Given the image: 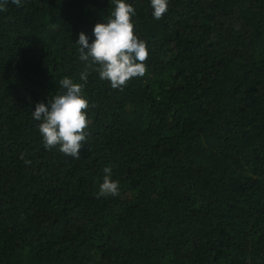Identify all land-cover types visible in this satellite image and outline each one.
<instances>
[{
	"label": "trees",
	"instance_id": "obj_1",
	"mask_svg": "<svg viewBox=\"0 0 264 264\" xmlns=\"http://www.w3.org/2000/svg\"><path fill=\"white\" fill-rule=\"evenodd\" d=\"M128 2L146 73L112 89L74 43L114 0H0V264H264V0ZM64 77L89 102L79 159L31 116Z\"/></svg>",
	"mask_w": 264,
	"mask_h": 264
},
{
	"label": "clouds",
	"instance_id": "obj_2",
	"mask_svg": "<svg viewBox=\"0 0 264 264\" xmlns=\"http://www.w3.org/2000/svg\"><path fill=\"white\" fill-rule=\"evenodd\" d=\"M18 7L22 0H12ZM115 7L106 22L93 26L94 39L89 42L83 32L77 34L74 44L79 46L80 60L91 62L102 81L109 82L112 89H122L129 80L143 77L144 61L149 55L146 41L134 33L135 9L128 0H114ZM151 16L155 20L168 11L169 0H149ZM88 72L80 73L79 80L87 81ZM60 91L35 104L32 119L38 121V132L46 149L57 148L66 156L80 158V149L87 139L89 102L83 94V83L70 77L59 81ZM30 163V161H26ZM97 197L117 196L119 182L112 179V168L105 166Z\"/></svg>",
	"mask_w": 264,
	"mask_h": 264
}]
</instances>
